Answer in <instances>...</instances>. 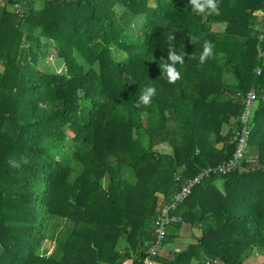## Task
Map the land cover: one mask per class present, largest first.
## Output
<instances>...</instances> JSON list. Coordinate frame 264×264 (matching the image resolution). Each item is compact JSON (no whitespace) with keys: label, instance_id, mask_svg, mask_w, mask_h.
<instances>
[{"label":"trees","instance_id":"1","mask_svg":"<svg viewBox=\"0 0 264 264\" xmlns=\"http://www.w3.org/2000/svg\"><path fill=\"white\" fill-rule=\"evenodd\" d=\"M217 2L220 15L189 0L0 3V264H142L163 205L231 157L250 89L244 157L177 202L164 241L191 242L155 259L253 264L264 253V0ZM169 35L185 53L174 84L162 70ZM205 40L213 56L201 65ZM149 86L157 94L137 107Z\"/></svg>","mask_w":264,"mask_h":264},{"label":"built area","instance_id":"2","mask_svg":"<svg viewBox=\"0 0 264 264\" xmlns=\"http://www.w3.org/2000/svg\"><path fill=\"white\" fill-rule=\"evenodd\" d=\"M261 15L260 31L258 33V39H264V2L263 7L259 11ZM260 73V68H256V74ZM256 100V93L253 89L247 91L243 99V108L238 117L239 127L235 130L232 142L235 144V148L231 157L216 165H209L201 169V171L193 177L186 180L181 190L173 197V201L169 204L163 205L160 209V213L155 218L154 227V240L150 244L146 255L142 261V264H161L156 260V256L160 255L165 245V227L167 224L177 222L179 216L171 213L172 209H175L177 202L182 201L189 193L191 187L200 183L203 179L210 177L212 174H226L236 169L240 160L244 157L245 148L247 146V140L249 137L248 122L254 111V103Z\"/></svg>","mask_w":264,"mask_h":264},{"label":"clouds","instance_id":"3","mask_svg":"<svg viewBox=\"0 0 264 264\" xmlns=\"http://www.w3.org/2000/svg\"><path fill=\"white\" fill-rule=\"evenodd\" d=\"M189 3L192 5V10L198 14H207V15H220V8L217 0H189ZM191 41L194 42L196 37L191 36ZM174 35H169V50L167 53V60L170 63H165L162 65V70L166 72L168 83L174 84L178 80L181 79L180 72L176 69L175 65L179 63L180 65L184 64V56L185 53L177 54L174 46L172 45V41L174 40ZM213 48L214 45L211 41L205 40L203 45V52L199 57L200 64L203 65L206 60L213 56ZM157 94V89L153 86L146 87L141 96L139 97V101L137 102V107L140 104L145 106L151 103L152 97ZM9 164L12 167L18 168L20 165L17 161L9 160Z\"/></svg>","mask_w":264,"mask_h":264},{"label":"rangeland","instance_id":"4","mask_svg":"<svg viewBox=\"0 0 264 264\" xmlns=\"http://www.w3.org/2000/svg\"><path fill=\"white\" fill-rule=\"evenodd\" d=\"M4 0H0V3H3ZM9 9H12V6L8 7ZM14 9L17 8L16 6L13 7ZM256 14L260 15V12L257 11ZM225 26V23H222L220 25V29H223V27ZM132 28L137 29V26L135 25V21L132 24ZM45 60L49 63V65L53 68L56 69L57 71H60L62 69V64L61 65H57L56 63V57L54 56H48L45 58ZM2 69L1 64H0V70ZM255 103H254V107H255ZM158 148L160 149V151L163 152H170V147L167 144H161L160 146H158ZM256 163H253V166H255ZM216 187H220L221 183L220 181H218L216 184ZM183 229V226H182ZM183 231V230H182ZM181 231V232H182ZM183 233V232H182ZM177 237H173L170 238L164 245L163 247V251L164 253L168 254L172 249L177 250L178 248L181 247L184 248L186 247V245L191 242V238L187 237V236H183L182 238V243L177 241ZM178 243V244H177ZM177 244V245H176ZM182 244V245H181ZM54 247V242L53 240H50L49 238L47 240H45L42 244V248H47V254H49ZM255 252L251 255H249V257L246 259V263H253V264H259L264 260V253H259L258 251L254 250Z\"/></svg>","mask_w":264,"mask_h":264},{"label":"crops","instance_id":"5","mask_svg":"<svg viewBox=\"0 0 264 264\" xmlns=\"http://www.w3.org/2000/svg\"><path fill=\"white\" fill-rule=\"evenodd\" d=\"M218 25H221V24H214L213 27L216 28V27H218ZM216 29H217V28H216ZM254 108H255V107H254ZM177 244H178V243H177ZM177 244H176V245H177ZM181 245H182V244H181ZM180 249H181V247L178 248L177 250H174V249H172V250H173V251H178V250H180ZM171 255H172V254H170V252H169L168 254L162 252V255H161V256H162V257H171ZM159 262H160V261H159ZM161 263H162V262H161Z\"/></svg>","mask_w":264,"mask_h":264},{"label":"water","instance_id":"6","mask_svg":"<svg viewBox=\"0 0 264 264\" xmlns=\"http://www.w3.org/2000/svg\"><path fill=\"white\" fill-rule=\"evenodd\" d=\"M60 2H63V0H60Z\"/></svg>","mask_w":264,"mask_h":264}]
</instances>
